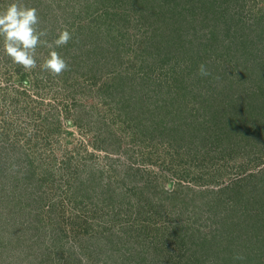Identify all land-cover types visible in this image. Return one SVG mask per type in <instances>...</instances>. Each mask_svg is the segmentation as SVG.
<instances>
[{
	"label": "rangeland",
	"instance_id": "obj_1",
	"mask_svg": "<svg viewBox=\"0 0 264 264\" xmlns=\"http://www.w3.org/2000/svg\"><path fill=\"white\" fill-rule=\"evenodd\" d=\"M22 2L72 40H0V264H264V0Z\"/></svg>",
	"mask_w": 264,
	"mask_h": 264
},
{
	"label": "clouds",
	"instance_id": "obj_2",
	"mask_svg": "<svg viewBox=\"0 0 264 264\" xmlns=\"http://www.w3.org/2000/svg\"><path fill=\"white\" fill-rule=\"evenodd\" d=\"M48 32L40 27V17L35 7L22 0H10L0 8V40L5 54L24 71L30 72L38 67L39 47L49 49L46 58L39 66L52 75L59 76L69 68L66 59L56 51L72 40V33L65 26L58 31L56 38L47 39ZM200 75H208L203 64L199 66ZM234 259H243L235 256Z\"/></svg>",
	"mask_w": 264,
	"mask_h": 264
}]
</instances>
